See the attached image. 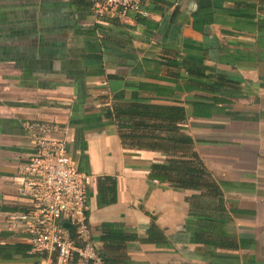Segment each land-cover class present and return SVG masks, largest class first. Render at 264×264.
I'll list each match as a JSON object with an SVG mask.
<instances>
[{
    "label": "crops",
    "instance_id": "0c3cea01",
    "mask_svg": "<svg viewBox=\"0 0 264 264\" xmlns=\"http://www.w3.org/2000/svg\"><path fill=\"white\" fill-rule=\"evenodd\" d=\"M142 7L126 24L96 19L90 0H0V264L40 262L5 222L22 204L14 176L31 153L30 120L67 129L71 157L92 177V235L100 246L102 224H115L126 240L108 251L125 264H264V0ZM136 100L184 107L221 207L207 196L195 210L196 191L150 178L167 155L122 145L104 110ZM106 176L116 201L100 205Z\"/></svg>",
    "mask_w": 264,
    "mask_h": 264
},
{
    "label": "built area",
    "instance_id": "2783aa9c",
    "mask_svg": "<svg viewBox=\"0 0 264 264\" xmlns=\"http://www.w3.org/2000/svg\"><path fill=\"white\" fill-rule=\"evenodd\" d=\"M90 1L98 20L129 24L147 15L142 0ZM24 125L31 153L19 162L14 176L22 204L7 213V227L27 236L39 264H104L87 219L92 177L71 157L67 129L52 121Z\"/></svg>",
    "mask_w": 264,
    "mask_h": 264
},
{
    "label": "trees",
    "instance_id": "16d2710c",
    "mask_svg": "<svg viewBox=\"0 0 264 264\" xmlns=\"http://www.w3.org/2000/svg\"><path fill=\"white\" fill-rule=\"evenodd\" d=\"M104 111L105 115L117 124L124 147L157 150L168 156L163 162L152 163L150 178L168 181L176 189L196 191L191 196V206L197 211L201 210L202 206L210 205V201L203 199L207 196L212 197L216 206H222L217 182L204 166L199 155L193 151L194 141L184 131L183 123L186 116L182 105L136 100L115 103ZM104 180L107 181V185L103 184L99 188L100 205L116 201L115 180L109 176ZM114 227L113 223L102 224L98 254L104 264H125L108 251L117 248L113 244L124 239L123 233L119 230L115 231ZM149 235L165 241L155 225L151 226ZM195 238L198 239L197 233Z\"/></svg>",
    "mask_w": 264,
    "mask_h": 264
},
{
    "label": "water",
    "instance_id": "95a60500",
    "mask_svg": "<svg viewBox=\"0 0 264 264\" xmlns=\"http://www.w3.org/2000/svg\"><path fill=\"white\" fill-rule=\"evenodd\" d=\"M64 226H65V227H69L70 224L66 222V223H64Z\"/></svg>",
    "mask_w": 264,
    "mask_h": 264
}]
</instances>
